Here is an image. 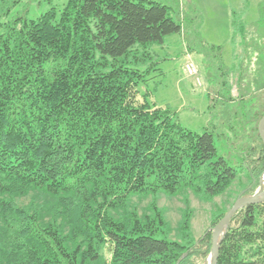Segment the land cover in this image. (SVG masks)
Segmentation results:
<instances>
[{
  "label": "trees",
  "instance_id": "obj_1",
  "mask_svg": "<svg viewBox=\"0 0 264 264\" xmlns=\"http://www.w3.org/2000/svg\"><path fill=\"white\" fill-rule=\"evenodd\" d=\"M21 1L0 0V264H192L207 256L212 234L195 239L189 205L175 240L158 195L215 198L238 181H247L242 196L253 194L264 173V100L250 104L247 147L232 165L214 131L184 128L141 90L157 64L138 67L151 45L183 29L167 6L68 0L61 12L2 21ZM150 193L151 212L129 208ZM217 264H264V201L235 213Z\"/></svg>",
  "mask_w": 264,
  "mask_h": 264
},
{
  "label": "rangeland",
  "instance_id": "obj_2",
  "mask_svg": "<svg viewBox=\"0 0 264 264\" xmlns=\"http://www.w3.org/2000/svg\"><path fill=\"white\" fill-rule=\"evenodd\" d=\"M147 1L167 6L183 29L166 35L162 43L151 45L152 57L147 59L146 65L138 67L145 69L157 64L142 92L149 89L152 92L147 95L150 103L170 108L184 128L199 133L206 128L214 131L219 155L232 165L241 164L247 147L244 144L251 132L249 121L256 110L249 108L250 104L257 103L260 108L264 100L261 92L264 87V0ZM67 2L22 0L2 21L36 18L51 9L61 12ZM188 62L195 64L196 75L185 70ZM128 66L131 68V56ZM244 90L250 96L243 99ZM262 183L264 187V173ZM242 184L238 181L215 198L198 196L192 190H182L175 195L159 194L157 204L168 221L170 237L181 240L180 226L188 205L195 239H202L208 232L213 235L216 213L242 196ZM261 185L253 194L261 190ZM155 195L134 196L129 208L140 214L149 213ZM209 244H205L202 251L207 252ZM103 253L109 257L106 248ZM211 260L210 251L207 256H194L192 264H209Z\"/></svg>",
  "mask_w": 264,
  "mask_h": 264
},
{
  "label": "water",
  "instance_id": "obj_3",
  "mask_svg": "<svg viewBox=\"0 0 264 264\" xmlns=\"http://www.w3.org/2000/svg\"><path fill=\"white\" fill-rule=\"evenodd\" d=\"M258 127H259V133L264 141V116L261 118ZM262 186H263V183L261 185V190L256 192L253 195L238 197L236 201L234 202V204L231 206V208L228 210V212L224 215V217L213 228L212 250H211L212 260L209 264L218 263L221 242L227 232L229 224L233 216L235 215V213L240 208L248 204L259 203V202L264 201V187Z\"/></svg>",
  "mask_w": 264,
  "mask_h": 264
},
{
  "label": "built area",
  "instance_id": "obj_4",
  "mask_svg": "<svg viewBox=\"0 0 264 264\" xmlns=\"http://www.w3.org/2000/svg\"><path fill=\"white\" fill-rule=\"evenodd\" d=\"M185 70L190 75H196L197 74V68H196L195 64L192 62L186 63Z\"/></svg>",
  "mask_w": 264,
  "mask_h": 264
}]
</instances>
